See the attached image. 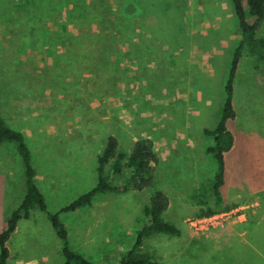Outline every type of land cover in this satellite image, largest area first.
I'll return each instance as SVG.
<instances>
[{
  "label": "rangeland",
  "instance_id": "rangeland-1",
  "mask_svg": "<svg viewBox=\"0 0 264 264\" xmlns=\"http://www.w3.org/2000/svg\"><path fill=\"white\" fill-rule=\"evenodd\" d=\"M257 36L264 38V23ZM240 37L232 0H0V111L11 127L23 129L19 130L33 150L31 159L35 164L39 128L43 135L71 134L75 139L88 135L96 140L92 151L99 150L97 144L113 134L119 149L127 151L133 134L141 137L140 132H147L149 122L156 126L154 137L169 136L171 74L179 92L188 96L180 99V118L189 119L190 131L207 143L210 137L202 127L215 128L221 118L225 84ZM259 52L245 46L238 63L233 102L239 114L234 120L237 138L245 135L239 130L246 131L245 119L251 122L247 94L264 88V60ZM263 99L254 95L252 101L256 102L251 105L252 121L259 124L256 129L260 136ZM121 112L134 116L130 125L120 121ZM227 125L233 126V121ZM38 148L41 151V146ZM181 164L194 172L189 157ZM180 170L170 167L169 156L161 159L156 170L157 189L169 195V190L178 187L190 194L191 182L200 180L195 200L200 204L203 199L207 204L211 197L206 187L209 177L177 175ZM67 172L53 170L49 176L56 180L53 192H57V196L44 195L49 212H57L97 181L96 169L86 170L76 184L70 182L72 174ZM133 174L134 169L125 166L121 177L113 179V185L121 190ZM24 190L22 158L13 142H4L0 144V231L22 202ZM153 191V187H147L136 192L122 189L109 196L97 194L89 210L72 215L60 213L61 220L69 225L71 248L94 264H118L134 244L136 231L142 226V212ZM192 211L189 206L164 211L162 218L181 229L180 235L155 233L144 240L137 252L149 254L157 264L240 263L236 253L220 257L212 242L203 237L188 239L190 234L204 235L183 220L199 212ZM115 218L127 229L125 245L115 242L113 247L118 251L112 253V247L104 261L88 255L94 253L95 243L106 242ZM20 223L26 230L9 238L11 254L7 264H65L62 241L46 212L35 206ZM73 226L78 227L81 245L73 241ZM131 226L135 230L128 232ZM113 231L114 228L111 236L116 235ZM185 242L188 244L183 245Z\"/></svg>",
  "mask_w": 264,
  "mask_h": 264
},
{
  "label": "crops",
  "instance_id": "crops-1",
  "mask_svg": "<svg viewBox=\"0 0 264 264\" xmlns=\"http://www.w3.org/2000/svg\"><path fill=\"white\" fill-rule=\"evenodd\" d=\"M238 74L239 66L234 78L233 102L235 100L237 90L236 80L239 78ZM246 78L247 81H250L248 76ZM169 80L171 81L169 84V136H160L158 138L154 137L152 133H154L153 131L155 130L156 126H152L151 122H149V125L146 126L148 129L147 132H140V136L147 137L153 141L154 149L158 154L160 161L161 159H165L169 156L170 167L172 169H181L179 172H177V175L193 177L195 174L194 177H209V185L206 184V187L210 192L211 197L207 198L206 205L202 206L199 204L195 200L194 191L196 188H198L197 184H199L201 181L193 180L191 182L193 188L190 194L184 193L185 191L178 187H176L173 191L169 190V205L164 211L168 209L182 208L185 206H189L193 210L192 212L199 210L201 207L206 208L208 206L210 208H219L220 210L232 207H245V215L236 219L235 222L230 223L228 226L224 228L212 229L208 233H204V235L190 234L188 235V239L193 241L200 240L203 237L207 241L209 240L210 243L212 242L214 252L216 253L219 251L220 257L225 254L228 255L230 253H236L238 260L240 259L241 262L239 263L234 261V264H264V123L262 124V133L260 136L256 129L259 127V124H254L252 121V111L254 109L251 107V105H254V102H256L252 101V97L254 95L264 97V88H260L255 93L247 94L249 97L247 99V104L251 110V122H247L245 119L246 131L239 129L240 131L245 132L244 136L237 138L235 135L237 128L234 124V120L239 118L238 112H236V115L233 119H229L233 121V126L230 127L227 125V128L232 132L234 141L231 148L224 153V182L220 186L218 193L215 194L212 189V182L216 174L217 160L212 153L207 151V147L215 143V138L204 132L206 127H202V131L205 135L210 137L207 143L204 138L201 139L200 137L193 135V133L190 131V120H186L185 116L184 118H180L179 116L180 105L182 103V100L180 99H186L188 96L184 92H179V88L176 86L174 78L171 76V74H169ZM180 95H182V98H180ZM257 102L259 103V100H257ZM76 103L77 102H72V104ZM262 103L264 106V99L262 100ZM72 104L70 105L73 106ZM1 114L4 117V114ZM118 117L120 118L121 122H129V125L131 124L130 121L134 119V116L129 115V117H127L122 112L119 113ZM121 118L123 120H121ZM98 120L101 121V119ZM229 120H227V122ZM120 121H118V123H120ZM69 123L70 121H68L67 124ZM37 130L38 135L36 136V142L34 146L37 148V151L35 152L36 154L34 153L37 163H32L31 159V164L35 172L34 181L43 195L47 193L49 196H57V192H53L55 189L53 183H56V180L49 177L53 170H58L62 174H64L65 171V174H69L67 172L68 170L72 174V181L70 180V182L75 184L80 183L82 180V175L86 172V170L96 169L97 171V158L103 152L106 141L99 142L97 144V146H99V150L92 151L93 149L91 150V148L93 145H96L94 142L96 140L92 139V137L88 138V135L85 139L82 137L75 139V136L72 137L71 134L50 135L45 133L43 135L42 131H40V128ZM138 137L136 134H133L131 146H129L128 150L125 151L127 154L131 152L133 144L138 139ZM254 137H258V139ZM75 140L80 142V144H77ZM86 142L90 143L91 146L86 145ZM70 144L75 145L71 147ZM39 146H41V151H39ZM258 147H260V151L258 150ZM30 150L33 153V150ZM185 157H189L191 159L192 164L194 165V172L188 168V165L185 166L184 164H181L184 162ZM62 167L65 168V170ZM105 168L107 173H109L111 170V163L107 164ZM64 187L67 189L70 188L68 186ZM153 188H157L156 183L155 187ZM121 190L99 192L95 195L107 193V196H109L108 193H117ZM133 191L136 192L138 190L133 189ZM93 198L91 204L93 203ZM106 200H108V198H106L105 201H102V203H105ZM91 204L80 206L77 209L68 212H71V215L78 214L82 209L89 210L87 207H92ZM143 213L144 211L142 214ZM115 219L116 220L114 221L113 226L110 228L107 237L104 239L106 242L100 245L95 243L96 247H93L95 250L93 253L94 255H88L101 257L102 261H104L103 257L108 255L109 250L115 245V242L119 246L120 244L123 246L125 245L127 229L126 227H121L120 220H117L118 218ZM183 220H186V218H183ZM62 221L64 222L66 228H69V225L66 223L67 221L63 219ZM18 223L10 237L19 231L26 230L25 228L24 230L21 229V223L20 225ZM76 228L78 227L73 226L71 233L73 234L74 243L79 245L81 243L80 234H78L79 231H76ZM113 228L116 235L111 236L110 232ZM130 229L131 230L128 232L135 230L133 226H131ZM84 234L87 236L86 230L84 231ZM153 234L155 233H149L146 235L143 239V243L144 240L148 238V236ZM185 244L188 243H183V245ZM115 250L117 249L113 247L111 252L113 253Z\"/></svg>",
  "mask_w": 264,
  "mask_h": 264
},
{
  "label": "trees",
  "instance_id": "trees-1",
  "mask_svg": "<svg viewBox=\"0 0 264 264\" xmlns=\"http://www.w3.org/2000/svg\"><path fill=\"white\" fill-rule=\"evenodd\" d=\"M232 1L238 18L241 37L234 51L225 84L226 95L221 118L215 128L204 129L206 134L215 138V143L207 147V151L212 153L217 160L216 174L212 182V189L215 194L218 193L224 182V153L231 148L234 141L232 132L227 128V120L233 119L236 115L233 105V85L242 49L245 46L252 51L259 49L260 57L264 60V38L257 36V30L264 23V0ZM4 142H13L22 158L26 190L22 202L12 211L7 219L6 227L0 231V264H7L10 255L7 242L18 221L28 218L35 206L46 212L57 236L62 241L65 264H94L71 248L68 241V231L60 218V213L73 211L80 206L91 204L96 193L118 191L119 187L113 185V179L121 177L125 166L132 167L134 174L130 179L124 181L123 190H142L147 187H155L156 170L160 159L154 149L153 141L146 137H139L134 142L131 152L127 154L119 149L117 137L110 134L106 138L103 152L97 158L98 180L95 186L62 206L57 212H49L44 195L34 181L35 172L31 164V150L26 143L25 136L21 130L11 127L0 112V144ZM109 163H111V170L107 173L105 167ZM199 202L202 206L206 204L203 199H200ZM168 205V194L163 190L154 188L149 197V203L144 208V216L140 220L142 226L136 231L134 244L121 256L118 264H157V261L149 254L138 253L137 248L142 245L144 237L149 233L166 232L174 236L180 234V229L176 225L162 218V213ZM214 211H216L215 208L201 207L197 215L210 214Z\"/></svg>",
  "mask_w": 264,
  "mask_h": 264
},
{
  "label": "built area",
  "instance_id": "built-area-1",
  "mask_svg": "<svg viewBox=\"0 0 264 264\" xmlns=\"http://www.w3.org/2000/svg\"><path fill=\"white\" fill-rule=\"evenodd\" d=\"M245 215V207H232L216 210L205 215H193L186 219V222L195 232L208 233L215 228H224L236 219Z\"/></svg>",
  "mask_w": 264,
  "mask_h": 264
}]
</instances>
